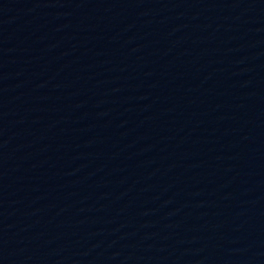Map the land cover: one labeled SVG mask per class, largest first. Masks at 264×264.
I'll use <instances>...</instances> for the list:
<instances>
[{
  "label": "water",
  "instance_id": "1",
  "mask_svg": "<svg viewBox=\"0 0 264 264\" xmlns=\"http://www.w3.org/2000/svg\"><path fill=\"white\" fill-rule=\"evenodd\" d=\"M0 264H264V0H0Z\"/></svg>",
  "mask_w": 264,
  "mask_h": 264
}]
</instances>
